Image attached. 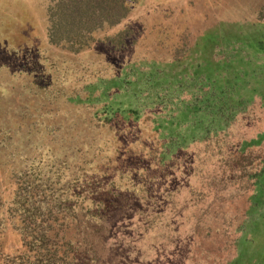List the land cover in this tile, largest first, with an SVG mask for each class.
I'll return each instance as SVG.
<instances>
[{
    "label": "trees",
    "instance_id": "1",
    "mask_svg": "<svg viewBox=\"0 0 264 264\" xmlns=\"http://www.w3.org/2000/svg\"><path fill=\"white\" fill-rule=\"evenodd\" d=\"M126 2L56 0L46 14L47 41L76 51L87 44L96 30L109 28L121 20L127 12ZM124 34L123 30L105 34L102 44L117 51L125 43ZM217 63L208 70L211 73L197 71L202 66L197 63V72L183 74L181 71L165 73L158 69L160 63L154 61H135L123 64L117 73L80 85L70 101L76 107H83L86 114L81 123L86 129L85 151L78 152L69 165L61 159H50L48 174L40 175L38 170L12 174L16 182L4 200L0 196L2 204L6 205V209L0 207V214L3 211L8 215L19 248H11L10 254H3L1 263L103 264L95 246L104 243L105 235L113 236L111 231L117 233L126 229L143 240L144 250L154 247L155 238L159 241L164 238L169 243L168 248L172 246L171 253L181 254L184 262L188 259L191 262L194 251V255L199 256L195 264L202 261L236 264L237 257L232 262H215L214 248L217 247L202 246L203 236L211 229L206 225L211 219L206 217L208 214L194 216L193 223H204L205 232L202 235L193 232L185 253L179 238L183 216L170 215L176 214L172 212L174 206L185 203L191 186L203 187L202 191L206 189L211 198L215 194L229 197L227 190L218 191L225 187V180H230L232 165L239 170L238 177H242L243 169L251 164L249 151L244 150L248 145L245 141L232 142L231 136L232 120L241 109L237 108L242 101L240 72H228L221 65L220 70L215 71ZM4 122V125L0 123L2 129L7 128ZM60 127L58 124L46 126L56 134L55 140L63 138ZM95 130L107 135L92 137ZM231 145L237 147V154L234 155ZM242 161L245 163L240 164ZM207 162H217L218 166L204 171L209 167ZM261 169L262 166L255 169L251 177L262 179ZM218 185L222 188H217ZM246 186L245 182L239 184L236 194L244 204L243 209L237 208L242 213L236 209L224 216V228L236 229L229 232V240L225 237L219 245L233 243L240 249L238 256L249 260L260 257L253 264H264V251L259 256L254 248L264 216L254 218L252 215L261 186L251 192ZM185 188H189V192L183 193ZM245 195L243 200L241 197ZM38 199L54 201L40 209L33 204H39ZM66 212L68 215L64 216ZM222 213L225 215L226 211ZM109 217L114 218L111 226L107 222ZM70 222L74 228L83 226L88 230L90 241L81 239L79 242L81 235L75 237L76 231H67ZM238 229L243 231L236 232ZM215 231L216 228L212 235ZM122 237L123 242L115 238L109 247L113 251L110 256L113 264H123L133 257L134 251H130L133 247L126 242L127 235L124 233ZM131 237L129 234L128 240ZM77 241L81 243L80 248ZM55 242L58 244L53 245ZM158 244L156 242L155 247ZM116 247L121 254L114 252Z\"/></svg>",
    "mask_w": 264,
    "mask_h": 264
},
{
    "label": "rangeland",
    "instance_id": "2",
    "mask_svg": "<svg viewBox=\"0 0 264 264\" xmlns=\"http://www.w3.org/2000/svg\"><path fill=\"white\" fill-rule=\"evenodd\" d=\"M54 1L0 0V123H7L6 129L0 128L1 199L8 196L16 182L12 174L16 176L18 172L30 173L32 170H38L40 175L48 174L50 159H61L69 165L78 152L85 151L86 129L81 123L86 114L83 107L77 106L80 107L77 110L70 101V97L81 88L80 85L117 73L123 64L135 61H154L160 63L158 69L165 73L181 71L183 74L197 71L211 73L208 70L218 62L213 70H220L221 65L228 72H240L242 78L239 90L242 101L237 106L241 109L232 120L231 136L232 142L245 141L248 145L244 150L249 151L251 164L246 169L240 166L244 170L242 177H238L239 170L232 165L230 180H225V187L218 191L227 190L229 197L215 194L211 198L206 189L202 191L203 187L191 186L185 203L174 206L172 212L176 214L170 215L183 216L179 238L184 253L194 236L193 232L201 235L205 232L204 223H193L194 216L206 213V217H211L206 223L211 229L201 241L204 248L217 247L214 248L217 255L215 262H232L237 257L236 264H253L260 257L249 260L243 255L238 256L240 249L233 243H219L226 240L225 237L229 240V232L236 229L224 228V216L244 207L236 197L239 184L245 182L250 192L261 186L252 215L254 218L264 216V162L260 161L264 160V0H127V12L121 20L109 28L104 26L96 30L87 44L73 52L47 41L46 14ZM118 30L125 31V43L117 51L110 50V47L102 44V40L105 34ZM197 63L202 66L195 71ZM124 70L127 71V67ZM57 124L61 126L59 133H63V138L55 140L56 134L46 126L56 127ZM91 135L104 137L107 134L95 130ZM230 149L234 155L237 154V147L231 145ZM244 163L242 161L240 164ZM206 165L209 167L204 171L217 167L218 163L207 162ZM261 166L262 179L251 177L253 171ZM217 188L222 187L218 185ZM182 192H189V188L182 189ZM246 196L241 198L245 200ZM38 200L39 204H33L40 209L54 201ZM1 201L0 207L6 209ZM222 211H226V214ZM237 211L241 212L239 209ZM67 215V212L64 213V216ZM241 217L245 218L246 214ZM171 219L178 220L175 217ZM107 222L111 226L114 218H107ZM10 226L8 215L2 211L0 260L3 254L11 253V248H19L17 236L11 232ZM109 226L106 224V227ZM214 228L216 231L212 235ZM239 230L236 232L243 231ZM67 231H76L75 237L81 235L79 242L81 239L90 241L88 230L83 226L74 228L70 222ZM126 231H111L113 236L105 235L104 243L95 246L101 263L113 264V257H110L113 251L109 247L115 238L123 242L124 233L134 254L123 264H195L199 258L192 251L191 262L189 259L184 262L181 254L171 253L172 246L168 248L169 243L164 238L161 241L155 238L154 247L144 250L143 240ZM258 232L260 238L254 248L261 256L264 251V223ZM129 234L131 241L128 240ZM156 242L159 244L155 247ZM118 247L114 252H119ZM199 264H205V261Z\"/></svg>",
    "mask_w": 264,
    "mask_h": 264
}]
</instances>
